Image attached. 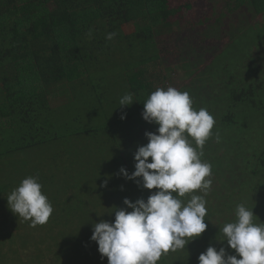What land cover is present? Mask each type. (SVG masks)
<instances>
[{"label": "trees", "instance_id": "1", "mask_svg": "<svg viewBox=\"0 0 264 264\" xmlns=\"http://www.w3.org/2000/svg\"><path fill=\"white\" fill-rule=\"evenodd\" d=\"M223 1L228 12L235 13L243 7L247 12L249 9L255 14L264 13V0ZM185 7L190 8L188 4ZM180 8L182 6L171 7L170 0H0V158L36 148L50 140L70 136L71 143L73 136L87 137L95 144L82 146L79 143L75 155L85 156L89 163L96 160L108 164L120 162L127 166L129 162V167L134 170L133 153L138 146L147 143L145 132H155L158 125L132 126L127 132V140L123 138L126 132L119 133L115 127L140 114L143 102L152 91L158 87L166 88L163 83H157L169 80L167 74L156 73L154 68L145 65L159 61L161 49L157 47L156 40L170 35L178 20L171 17ZM223 17L221 14L216 21L221 22ZM128 25H132V29L125 31ZM247 25L240 22L237 26L244 28ZM90 28L93 30L91 37L87 35ZM246 30H254L256 41H259L257 34H263L264 42V25L249 26ZM109 32L116 34L112 40L106 39ZM238 32L243 31L236 29L230 32L226 51L234 43L244 41V34L238 35ZM150 51H155V54L151 55ZM170 52L175 54L176 49L171 47ZM111 66L120 71L114 77L118 85L102 73V69ZM182 66L193 78L196 71L191 70L187 63ZM234 75L231 73V77ZM183 82L177 89L185 86ZM224 85L221 94L212 98L207 94L203 96L217 125L213 127V136L208 140L217 133L220 136L219 143L205 145L203 158L206 162L214 161L217 166L224 165L220 161L221 157L225 159L223 145L237 138L236 142H240V136H245V131L251 130L249 119L258 120L260 116L257 115L264 107L263 98L256 96L261 83H252V86L238 81L237 77L236 80L224 79ZM57 92L64 93L66 99L52 106V95ZM116 92L119 94L115 95ZM127 93L132 94L133 103L120 106V98ZM67 100L74 101L76 110L63 122L59 120L54 107ZM114 106L120 110L117 120H113L109 113L110 107ZM193 107L198 109L195 102ZM82 112L91 119V125H80ZM121 113L126 114L125 119L120 118ZM259 120L264 119L261 117ZM257 129L260 130L259 127ZM131 132L137 133V138H132ZM139 134L144 135L145 141L135 145L141 139ZM120 141L125 142L120 144ZM86 142L83 140V143ZM248 154V151L245 152L241 159H246ZM234 161L235 158L229 167ZM39 173L34 174L38 175L45 189L53 176L47 178ZM239 173V176H245L255 174L256 170L247 166ZM241 182L248 183V180ZM244 186L240 184L239 189L242 191ZM0 189L3 191L4 185H0ZM66 204L59 208V226L63 227L70 216L79 213L72 203ZM229 204H236V201ZM229 204L222 201L224 211L230 210ZM83 205L85 200L78 199L77 207ZM57 235L67 241L64 233Z\"/></svg>", "mask_w": 264, "mask_h": 264}, {"label": "rangeland", "instance_id": "2", "mask_svg": "<svg viewBox=\"0 0 264 264\" xmlns=\"http://www.w3.org/2000/svg\"><path fill=\"white\" fill-rule=\"evenodd\" d=\"M185 4L190 8H186ZM170 6L173 8L182 6L179 12L171 17L172 20L178 19L177 24L173 26L170 35L156 40L157 47L161 49L159 61L145 65L147 68H154L156 73L167 74L166 78H170L158 82L157 85L163 83L166 88L168 86L177 88L184 81L182 85L185 86L179 90L187 91L198 109L206 108L209 112L212 110L206 106L203 96L207 94L206 96L211 95L212 98L216 94H221L223 92L221 87L225 86L224 79L236 80L238 77V81L243 83L251 85L261 83L262 86L257 90L256 96L264 100L263 34H257L259 41H256L253 36L254 30H246L249 26L264 25V13L255 14L249 9L247 12L243 7L238 12H228L223 0H170ZM221 14L224 15L221 22L216 21ZM240 22L249 25L242 28L237 26ZM131 29L132 25L125 26V31ZM236 29L243 31L244 41L234 43L231 49L226 51V44L230 42V32ZM242 33L238 32V35ZM171 47L176 49L175 54H171ZM149 53L153 55L155 51ZM219 54L222 55L218 57ZM183 63H187L191 70L196 71L193 78L186 73ZM119 72L112 66L102 69L106 78L111 77L116 85L118 84L114 77ZM231 73L235 75L231 77ZM63 94L62 92L53 94L51 105L65 101L66 97ZM117 94L119 93L116 92L115 95ZM253 95L255 96V93ZM54 109L59 120L63 122L76 110L74 101L68 100ZM109 113L113 120H117L120 110L115 106L110 107ZM257 116L264 119V107ZM259 119L256 121L249 119V123L252 124L251 130L245 131V136H240V142H236L239 139L237 138L226 146L223 145L222 153L225 152V159L220 158L223 166H217L214 161L208 162L212 166V175L209 177L212 184L205 197L206 230L199 237L190 240L184 249L169 251L162 255L157 264H198L199 254L210 245L217 250L223 246L227 254H235L234 250L227 246L226 241L218 239L224 238L220 230L223 225L235 221L238 204L242 203L247 208H252L256 215L253 217L255 223L264 222V120ZM91 124V119L89 120L85 112H82L80 125ZM147 124L140 113L129 121L119 123L115 128L119 129V133L126 132L123 138L127 140L130 127H142ZM216 126L215 123L214 127ZM115 133L117 134L116 130ZM136 136L137 133L131 132L132 138ZM142 136L138 135L141 139L137 140L135 145L145 141ZM83 140L87 142L83 143ZM69 141L70 136L50 140L36 148L17 151L0 158L2 177L0 185H4L3 191L0 189V264H107V257L101 258L97 243L90 239L92 224L100 220L112 222L115 207L127 209L123 204L124 198L133 202L138 198L146 200L151 192L156 191L144 188L138 190L141 186L136 181L126 179L120 173L119 169L122 166L128 173L134 171L129 167V162L126 163L127 166L120 162L108 164L106 161L99 163L96 160L89 163L85 156L75 155L79 143L82 146L87 143L94 145V140L73 136L71 143ZM123 142L125 141H120V144ZM215 142L214 137L206 141L205 145ZM205 145L203 152L206 150ZM67 148L69 150L66 151ZM215 149L218 153V144L215 145ZM247 151L248 157L241 159ZM234 158L236 161L229 167ZM247 166L256 170V173L239 176V170ZM35 172H40L39 174L47 178L53 176L52 181H48L51 185L47 182V188L42 187V193L50 201L53 212L46 224L31 227L30 221L22 219L10 210L7 196L27 175L38 178ZM246 179L248 183L241 182ZM240 184H245L242 191L239 189ZM193 194L201 193L197 191ZM80 198L85 200V205L77 207ZM181 199L187 202L190 195ZM220 199L223 202L227 201L228 204L236 201V204H229L230 210L224 211ZM66 203H72L74 208L76 207L75 211L79 213L70 216L66 220L67 225L63 227L59 226L61 220L59 208L68 205ZM60 232L64 233L67 241L57 235Z\"/></svg>", "mask_w": 264, "mask_h": 264}, {"label": "clouds", "instance_id": "3", "mask_svg": "<svg viewBox=\"0 0 264 264\" xmlns=\"http://www.w3.org/2000/svg\"><path fill=\"white\" fill-rule=\"evenodd\" d=\"M92 32L90 28L87 35L91 37ZM115 35L106 33V39ZM133 101L127 93L119 105L129 106ZM141 116L158 127L145 132L147 143L133 153L134 171L128 173L123 166L119 171L126 179L156 191L146 200L124 198L130 211L115 207L112 222L92 224L90 239L97 243L101 258L107 257V264H157L162 255L184 249L207 228L205 197L212 184V166L202 156L206 141L213 136L214 117L206 108H194L187 91L172 86L152 91L143 102ZM215 140L220 142L218 133ZM197 191L201 194H193ZM186 195H190L187 202L181 199ZM7 204L31 227L46 224L53 212L35 176L23 178L7 196ZM235 216V221L220 229L224 238L218 239L226 241L235 254L210 245L199 254L198 264H264V222L255 223L252 208L242 203L236 206Z\"/></svg>", "mask_w": 264, "mask_h": 264}]
</instances>
